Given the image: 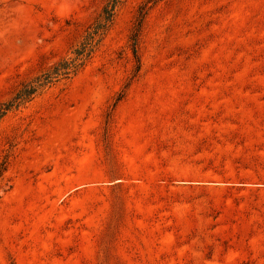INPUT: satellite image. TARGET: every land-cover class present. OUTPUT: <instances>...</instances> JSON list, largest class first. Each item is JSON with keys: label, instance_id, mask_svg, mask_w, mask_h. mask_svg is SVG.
Here are the masks:
<instances>
[{"label": "rangeland", "instance_id": "obj_1", "mask_svg": "<svg viewBox=\"0 0 264 264\" xmlns=\"http://www.w3.org/2000/svg\"><path fill=\"white\" fill-rule=\"evenodd\" d=\"M0 264H264V0H0Z\"/></svg>", "mask_w": 264, "mask_h": 264}, {"label": "trees", "instance_id": "obj_2", "mask_svg": "<svg viewBox=\"0 0 264 264\" xmlns=\"http://www.w3.org/2000/svg\"><path fill=\"white\" fill-rule=\"evenodd\" d=\"M101 27L104 26L103 23L100 24ZM99 29V28H97ZM98 31V30H96ZM97 33V32H96ZM137 36V34H136ZM137 43V38H135L134 40V44ZM90 44L88 45H84L82 47V49L78 50L76 53H77V57L72 59L71 61H68V60H63L62 62L58 63L57 65H55L53 67L52 70L50 71H47L46 73H44L42 75V78L44 80L43 83H47V82H50L53 78H56L60 75H67L71 69L73 68H78V66H81L82 65V62H83V56L87 55L88 54V50L91 49L90 48ZM136 51V49H134ZM34 91V88H31V90H25L24 93L22 91V93H20V95H26V94H30ZM18 97H21V96H18Z\"/></svg>", "mask_w": 264, "mask_h": 264}]
</instances>
